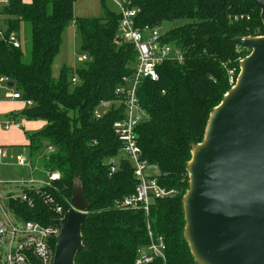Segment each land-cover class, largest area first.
<instances>
[{"label": "trees", "instance_id": "1", "mask_svg": "<svg viewBox=\"0 0 264 264\" xmlns=\"http://www.w3.org/2000/svg\"><path fill=\"white\" fill-rule=\"evenodd\" d=\"M138 8L136 24L170 27L162 40L182 51V62L165 61L157 67L158 80H145L137 89L143 121L137 128L143 159L158 168V182L175 188L172 199H155L149 222L165 244L164 259L145 264H197L184 237L183 197L189 188L187 166L193 148L202 142L211 111L231 88L227 70L240 71L250 48L236 38L264 34L260 9L250 0H129ZM75 0H8L1 10L8 31L19 33L21 22L30 25V58L21 48L0 40V76H6L22 99L32 105L10 117L45 120L46 125L27 136L33 161L57 169L62 179L48 189L63 210L80 185L88 204L81 228L84 249L74 264H136L148 244L146 217L141 210H117L114 200L134 191L132 168L121 160L108 176L103 163L118 154L120 143L112 125L122 107L112 106L101 118L93 110L101 101H114V90L131 73L136 60L132 45L118 41L119 16L106 10L103 17H74ZM238 16V20L232 18ZM73 22L80 36L85 66H62L57 77L52 63L59 53L62 34ZM175 22H178L175 24ZM79 80L70 88L68 76ZM71 79V78H70ZM52 145L54 152L42 155ZM25 220L50 223L54 214L36 197L33 208L15 203Z\"/></svg>", "mask_w": 264, "mask_h": 264}, {"label": "water", "instance_id": "2", "mask_svg": "<svg viewBox=\"0 0 264 264\" xmlns=\"http://www.w3.org/2000/svg\"><path fill=\"white\" fill-rule=\"evenodd\" d=\"M250 1L264 28V0ZM236 41L250 53L235 85L211 111L187 166L184 237L197 264H264V34ZM87 208L76 185L70 208L53 221L60 233L52 264H74L84 249Z\"/></svg>", "mask_w": 264, "mask_h": 264}, {"label": "built area", "instance_id": "3", "mask_svg": "<svg viewBox=\"0 0 264 264\" xmlns=\"http://www.w3.org/2000/svg\"><path fill=\"white\" fill-rule=\"evenodd\" d=\"M117 7L119 16L117 37L120 42L133 46L136 60L132 65L131 73L122 77L121 82L114 90V101H101L93 110L95 118H101L112 106L122 107V117L114 121L112 128L120 147L118 154L108 157L104 164L108 167V176L115 173L121 160L126 161L132 168V177L136 182L134 191L114 200L113 208L117 210H141L146 217L148 244L139 250L136 264L152 262L155 258L164 259L165 244L161 236H155L149 222L150 205L155 199H172L179 194L175 188H169L158 182V168L156 165L143 159L141 148L138 145L137 128L143 121L144 112L139 103L137 89L145 80H158L157 67L165 61L182 62L181 49L173 43L162 40L164 32L160 27L136 24L138 8L130 5L129 0H110ZM8 4V0L0 2V12ZM234 16L232 20H238ZM0 40L11 49L21 48L18 33L8 31L4 16L0 13ZM81 59L87 60L86 54ZM233 69L227 70L228 82L232 88L238 77ZM8 77L0 76V85L7 88ZM71 84L79 83L75 74L70 79ZM7 97L21 100L26 107L32 105L31 100L22 99L19 92L7 94ZM17 118L10 117L3 124L4 130L21 129L22 124ZM7 149L0 146V163L8 157ZM54 152V147L48 145L42 155ZM30 154V153H29ZM32 157L20 156L18 165L30 169V177L24 181L6 179L0 174V264H52L56 238L59 228L53 223L61 219L66 211L62 205L54 201L48 194V189H55L56 183L62 179L57 169H46L38 166L37 160ZM9 185L8 188H5ZM20 185V193L15 194L14 186ZM13 186V187H12ZM41 198L48 204L54 217L50 223L43 224L35 220H25L16 209L15 203H22L33 208L35 198Z\"/></svg>", "mask_w": 264, "mask_h": 264}, {"label": "rangeland", "instance_id": "4", "mask_svg": "<svg viewBox=\"0 0 264 264\" xmlns=\"http://www.w3.org/2000/svg\"><path fill=\"white\" fill-rule=\"evenodd\" d=\"M3 0H0V2ZM27 1V0H22ZM106 10L117 12V7L110 0H75L73 6L74 17H96L104 16ZM178 22H175V24ZM179 24V23H178ZM170 23L164 22L161 31L164 32L170 27ZM19 39L21 42L22 60L28 62L30 58V25L21 22L19 26ZM119 41V40H118ZM81 39L75 32L73 22L69 23L62 34V41L59 53L52 63L53 75L57 77L59 69L62 66L70 68H80L85 66L81 59L82 50L80 49ZM71 75L68 76L70 80ZM76 84H70L73 88ZM10 91L4 84L0 85V146L7 149L8 157L3 163H0V174L6 179H12L24 182L30 177V169L18 165L20 156L29 158V150L26 143L27 136L41 130L45 125V120H27L25 117L18 116V123H26V128L21 130H4L3 124L10 119L14 113L21 111L22 104L19 101L6 100L4 94ZM11 92V91H10ZM44 150V149H43ZM7 185L5 188H8ZM13 187V186H12ZM12 190L15 194L20 193V185L14 186Z\"/></svg>", "mask_w": 264, "mask_h": 264}, {"label": "crops", "instance_id": "5", "mask_svg": "<svg viewBox=\"0 0 264 264\" xmlns=\"http://www.w3.org/2000/svg\"><path fill=\"white\" fill-rule=\"evenodd\" d=\"M30 0H27V1H25V2H29ZM7 88H9L10 89V91H7L5 94H4V98L6 99V100H11V101H14V102H16V101H19L21 104H22V106L20 107V109L21 110H23L26 106H25V104L23 103V101H21V100H15V99H12V98H9V97H7V94H10V93H13L14 92V88L13 87H8V85H7ZM22 124V128L21 129H25L26 128V123L25 122H23V123H21ZM21 129H16V130H21ZM26 143H28V140L26 139ZM29 150V149H28Z\"/></svg>", "mask_w": 264, "mask_h": 264}]
</instances>
